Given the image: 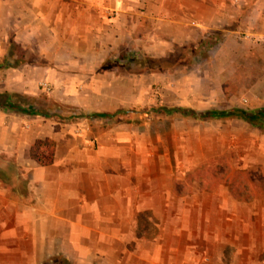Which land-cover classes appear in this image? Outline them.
Listing matches in <instances>:
<instances>
[{
    "label": "crops",
    "instance_id": "crops-1",
    "mask_svg": "<svg viewBox=\"0 0 264 264\" xmlns=\"http://www.w3.org/2000/svg\"><path fill=\"white\" fill-rule=\"evenodd\" d=\"M221 1L225 0H0V172L11 164L26 176V186L20 191L0 178V235L11 234L18 222L27 221L32 230L29 236L35 237L28 251L35 252L36 261L33 263L31 256L27 264H38L47 251L64 253L68 258H74L69 252L79 253V257L83 254L87 257V252L94 251L104 252L107 257L108 253L118 252L117 258L111 256L101 264H262L257 256L261 248L258 249L254 239V230L259 228V235H264V195L240 200L231 194L230 187L227 194H222L225 182L212 189L215 192L212 197L204 195L211 190L201 189L199 182L198 189L203 194L194 196L190 202H181L184 205L180 227L174 224L161 230L164 243L152 242L147 250L133 253L126 249V237L138 235V221L143 212L160 219L172 218V193L176 185L171 169L161 170V180L155 167L142 172L134 163L124 164L131 162L126 156L140 152L135 145H139L141 137V117L139 113L135 115L134 109L131 117H125L124 112L93 114L97 107L76 100L73 106L88 114L87 121L70 117V121L61 122L59 118L9 108L5 103L13 95L34 98L42 90L40 82L57 76L56 83L60 84V76L64 75L61 69L51 68V64L6 65L4 62L17 57L8 51L10 43L26 44L30 38L43 37L46 32L52 43L68 45L62 49L75 52L76 59L103 60L120 45L139 42L142 26H147L153 40L152 51L160 55L156 52L161 49L172 50L174 38H179L181 44L193 42L206 27L218 25L219 18L214 13L223 10ZM208 19L212 24H207ZM259 29L256 33H245L254 46L244 53L245 58L260 61L246 92L252 103L261 108L264 107V18ZM36 42L43 44L45 40ZM95 71V67H82L68 74L92 76ZM116 72L105 75L114 76ZM240 74L237 66L229 64L226 71L182 68L169 76L181 87L182 106L197 108L217 102L224 94L226 82L240 85ZM248 75L245 72L244 76ZM125 76L119 82L132 87L131 101L114 108L126 104L139 107L141 74ZM85 123L88 125L82 132H74L76 125ZM44 138L55 142L53 161L48 165L38 164L30 155L34 142ZM109 157L116 166H108ZM144 187L149 191L142 197ZM158 187L169 189L168 198L164 196L159 202L163 203V210L157 205ZM49 236L65 237L62 244L70 250L61 245L54 248L55 244L48 250L45 240ZM94 237H99L97 243ZM140 241L137 239L136 249ZM221 242L231 254L229 261L221 258ZM127 252L133 257L127 258Z\"/></svg>",
    "mask_w": 264,
    "mask_h": 264
},
{
    "label": "rangeland",
    "instance_id": "rangeland-1",
    "mask_svg": "<svg viewBox=\"0 0 264 264\" xmlns=\"http://www.w3.org/2000/svg\"><path fill=\"white\" fill-rule=\"evenodd\" d=\"M221 2L223 10L218 14L214 13L215 18H219L218 25L206 27L203 34L193 42L181 44L178 43L179 38H174L175 43L172 50L163 52L161 49L156 52L160 55H154L155 52L152 51L153 40H151L152 36L148 35L147 26L146 28L142 26L139 42L124 43L103 60L76 59L75 52L62 49L68 48V45L52 43V37L46 32L43 37L30 38L26 44L10 43L7 45L8 51H12L17 57L9 63L4 62L6 65L16 62L19 64L26 62L30 66L51 64V68H55V71L61 69L64 72V75L60 76L62 79L60 84L56 83L59 77L53 76L52 80H46L51 89L49 91L39 90L38 96L34 98L13 95L11 101L17 108L47 118H59L61 122L70 121V117L81 120L80 117L88 116L82 108L73 106L72 102L76 100L81 104L97 107L96 112H91L93 114L116 115L124 112L125 117L128 115L131 117L133 109L135 115L140 114L141 137L139 145H135V147H140V152L135 153L134 156H126L125 158L131 159V162L126 161L124 164L129 166L134 163L135 166L141 168L142 172L155 167L158 171V179L161 180L163 179L161 170L171 169L173 184L178 183L181 186L180 191L187 194L176 196L174 192L172 193L174 213L172 218H156L148 211L141 214L138 221V235L126 237V249L132 253L138 249L147 250L152 242L164 243L165 236L163 233L160 235V231L175 226L174 224L180 227L181 207L184 205L181 202L186 200L190 202L194 196L203 194L198 189L200 180L191 174L206 166L209 160L221 159L222 165L219 164L218 168L223 166L225 168L227 165L230 166L231 171L232 169H251L254 175L264 174V130L251 126L238 117L207 119L199 117L210 109H231L233 107L256 109L260 107L252 103L246 92L247 87L251 86L254 79L253 74L258 69L260 61L245 58L244 51L251 50L254 45L244 35L246 32L256 33L260 30L259 24L264 18V0H225ZM212 14L209 15V19H212ZM209 19L207 24L212 22ZM176 31V29L173 30L175 33ZM34 39L36 41L45 40V43L36 42ZM39 56L47 58H39ZM229 64L237 66L238 72L241 73L238 77L240 85L234 86L226 82L223 85L224 94L221 93L219 100L209 107L182 106L179 100L181 87L170 80L172 77L169 74L182 68H192L196 71L223 68L226 71ZM82 67H95L96 75L68 74L69 71L75 69L78 71ZM115 70L117 74L110 75ZM106 72H110L109 75H105ZM245 72L249 74L247 77L244 76ZM127 73L141 74L140 106L135 105L132 108L126 104V107L114 108L117 104L126 103L127 100L131 101L132 87L119 82L126 77ZM154 75H156V81H154ZM180 78L177 76V79ZM134 95L136 96V91ZM80 126L81 124L76 125L75 128ZM93 145H95L94 139ZM109 159L111 160L108 166H116L112 157ZM25 177L11 164H6L0 172V178L19 191L26 186ZM167 179H169L168 174ZM222 189V194H227L229 183L223 184ZM141 190L143 197L147 195L149 188L144 187ZM155 190L158 208L163 210L164 205L159 202L164 200V196L168 198L169 189L158 187ZM152 191L154 189H151ZM213 193L215 192L211 190L204 195L212 197ZM161 215L163 216L162 212ZM11 223L12 220L9 219L8 224ZM19 223L16 229L10 230L11 234L0 235V264H27L31 256H33V263L36 262L35 252L28 251L31 248L32 239L35 238L29 236L32 230L26 225V220ZM259 230V228L254 230L256 232L254 239L258 249L261 248L257 256L264 264V235H259ZM93 239L95 243L99 241V237ZM137 239L141 241L139 242L140 247L136 249ZM64 240L65 237L49 236L46 237L45 242L49 247L48 250H52L54 244V248L61 245L66 247L65 250L67 248L70 250L68 245L62 244ZM13 247L16 249L12 250ZM221 249L222 260L229 261L231 254L224 242H221ZM51 253L47 251L38 264H72L74 262L101 264L111 256L115 255L117 258L118 254V252L108 253L107 257L104 252L94 251L87 252V257L85 254L79 257V253L69 252L74 258H68L64 253ZM122 254L123 252L120 253ZM126 257L132 258L133 255L127 252Z\"/></svg>",
    "mask_w": 264,
    "mask_h": 264
},
{
    "label": "trees",
    "instance_id": "trees-1",
    "mask_svg": "<svg viewBox=\"0 0 264 264\" xmlns=\"http://www.w3.org/2000/svg\"><path fill=\"white\" fill-rule=\"evenodd\" d=\"M19 64V62L14 63ZM9 108H17L10 100H5ZM23 111V109L18 108ZM202 119L238 117L251 126L264 130V107L256 109H245L242 107H233L231 109H210L199 115ZM55 142L50 138L37 139L30 155L40 165H48L53 161ZM221 159H211L208 164L201 169L196 170L191 176L200 180V188L212 190L223 182H228L231 194L240 200H250L264 195V174L254 175L253 170H235L231 171L230 166L218 168ZM180 185L176 183L174 192L178 195L186 192L180 191ZM190 190V189H189ZM188 190V192H189Z\"/></svg>",
    "mask_w": 264,
    "mask_h": 264
},
{
    "label": "built area",
    "instance_id": "built-area-1",
    "mask_svg": "<svg viewBox=\"0 0 264 264\" xmlns=\"http://www.w3.org/2000/svg\"><path fill=\"white\" fill-rule=\"evenodd\" d=\"M244 37L247 38L248 36L245 34ZM39 86H40V88H41L43 91H49V90L51 89V86H50L49 83L46 82V81H42V82H40ZM75 116H78V114H75ZM80 118L83 119L84 121H87V118H88V117H87V116H82V117H80ZM86 125H88V124L85 123L84 125H81L80 127H76V128L74 129V132H75V133H80V132H82V129L85 128V127H87Z\"/></svg>",
    "mask_w": 264,
    "mask_h": 264
}]
</instances>
